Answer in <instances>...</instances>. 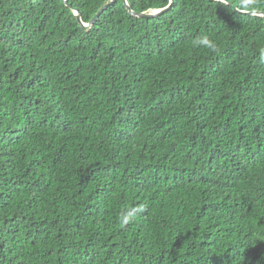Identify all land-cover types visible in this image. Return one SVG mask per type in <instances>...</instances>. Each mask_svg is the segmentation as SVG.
<instances>
[{"label": "trees", "instance_id": "16d2710c", "mask_svg": "<svg viewBox=\"0 0 264 264\" xmlns=\"http://www.w3.org/2000/svg\"><path fill=\"white\" fill-rule=\"evenodd\" d=\"M260 13L0 0V264H264Z\"/></svg>", "mask_w": 264, "mask_h": 264}, {"label": "water", "instance_id": "95a60500", "mask_svg": "<svg viewBox=\"0 0 264 264\" xmlns=\"http://www.w3.org/2000/svg\"><path fill=\"white\" fill-rule=\"evenodd\" d=\"M116 0H112L106 7H105V9L106 8H108L109 6H111V4L112 3H114ZM124 1V3H125V6L127 7V9L129 10V12L133 15V16H136V17H140V18H147V17H156V16H159V15H161V14H163V13H165L166 11H168L171 7H172V5H173V0H171V3L169 4V6L168 7H166L165 9H162V10H158V11H154V12H152V13H135L133 10H132V8L128 5V3H127V0H123ZM68 4V3H67ZM69 7H71L70 5H69ZM104 9V10H105ZM103 10V11H104ZM103 11L101 12V13H99L93 20H92V22L89 24V25H85V24H83L82 23V20H81V15H80V13L79 12H77V18H78V21H79V23L82 25V26H84V28L85 29H89V28H91L95 23H96V21L98 20V18L100 17V15L103 13ZM246 14H252V15H255V14H257V13H250V12H245ZM259 14V13H258ZM260 16H263L264 17V14H262V13H260Z\"/></svg>", "mask_w": 264, "mask_h": 264}, {"label": "clouds", "instance_id": "9594fccd", "mask_svg": "<svg viewBox=\"0 0 264 264\" xmlns=\"http://www.w3.org/2000/svg\"><path fill=\"white\" fill-rule=\"evenodd\" d=\"M63 1H64L65 5H66L67 7H69V5L71 6V7H69V8L72 9V10L74 11V13H75V15H76V17H77V12L80 13V11H79L78 9H76L72 4H70V3L68 2V0H63ZM111 1H112V0H111ZM111 1H110V2H111ZM123 2H124V1H123ZM67 3H68V4H67ZM127 3H128V1H127ZM124 4H125V3H124ZM128 5H129V3H128ZM129 6H130V5H129ZM126 8H127V7H126ZM127 10H128V9H127ZM161 10H162V9H161ZM128 11H129V10H128ZM156 11H158V10H156ZM153 12H154V11H153ZM135 13H136V12H135ZM142 13H143V12H142ZM151 13H152V12H151ZM98 14H99V13H98ZM98 14H97V15H98ZM130 14H131V13H130ZM138 14H139V13H138ZM80 15H81V13H80ZM97 15H96V16H97ZM131 15H132V14H131ZM99 18H100V17H99ZM99 18H98V19H99ZM77 20H78V18H77ZM81 20H82V16H81ZM78 22H79V21H78ZM91 22H92V21H91ZM91 22H90V23H91ZM82 23L85 24V25H89V24H90V23H85L83 20H82ZM79 24H80V23H79ZM80 25H81V24H80ZM81 26H82V25H81ZM93 26H94V25H93ZM93 26H92V27H93ZM92 27H91V28H92ZM82 28H83L84 30H89V29H91V28H89V29H85L84 26H82ZM125 222H126V221H125Z\"/></svg>", "mask_w": 264, "mask_h": 264}]
</instances>
